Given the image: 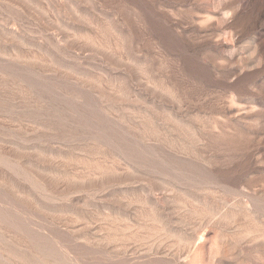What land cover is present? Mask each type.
<instances>
[{
  "label": "rangeland",
  "instance_id": "obj_1",
  "mask_svg": "<svg viewBox=\"0 0 264 264\" xmlns=\"http://www.w3.org/2000/svg\"><path fill=\"white\" fill-rule=\"evenodd\" d=\"M0 264H264V0H0Z\"/></svg>",
  "mask_w": 264,
  "mask_h": 264
}]
</instances>
